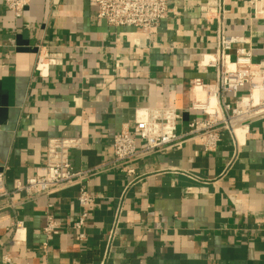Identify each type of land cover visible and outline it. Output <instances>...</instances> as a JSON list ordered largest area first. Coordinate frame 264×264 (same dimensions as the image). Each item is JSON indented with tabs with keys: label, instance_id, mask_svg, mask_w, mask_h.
I'll return each mask as SVG.
<instances>
[{
	"label": "crops",
	"instance_id": "crops-1",
	"mask_svg": "<svg viewBox=\"0 0 264 264\" xmlns=\"http://www.w3.org/2000/svg\"><path fill=\"white\" fill-rule=\"evenodd\" d=\"M169 3L161 25L145 33L97 20L94 0H32L19 18L0 0V169L8 165L7 186L35 175L57 136L81 137L72 163L97 170L82 183L95 196L83 240L72 227L81 184L35 198L19 194L15 208L0 200V264H264V119L237 129L238 145L225 130L210 152L184 136L181 146L139 158L133 176L105 167L114 160V135L132 128L144 109L176 108L178 134L204 116L191 108L207 98L193 80L215 82L207 62L218 22L204 12L207 0ZM222 3L225 33L250 37L254 60L264 59V20L254 18L248 0ZM38 44L62 53L63 63L37 64ZM48 212L62 221L50 238L43 231Z\"/></svg>",
	"mask_w": 264,
	"mask_h": 264
},
{
	"label": "built area",
	"instance_id": "built-area-1",
	"mask_svg": "<svg viewBox=\"0 0 264 264\" xmlns=\"http://www.w3.org/2000/svg\"><path fill=\"white\" fill-rule=\"evenodd\" d=\"M9 11L19 18L32 0H2ZM253 16L264 20V0H248ZM95 18L114 27H134L142 32L151 33L168 16L169 0H94ZM204 12L218 22L215 52L208 64L216 68L215 82L207 84L196 78L193 84L207 92L205 101H195L191 108L203 112V117L193 119L187 125V131L178 134L177 124L181 114L171 106L144 109V116L136 120L132 128H124L114 135L112 148L114 160L106 168H115L130 176L135 175L134 163L152 152L170 150L188 139H199L205 151H214L221 141V133H230L237 144L236 130L246 128L251 122L264 119V59L254 60L253 44L250 37L234 36L225 33L224 7L222 0H207ZM37 64L48 61L61 65L63 55L60 52L44 51V45L38 44ZM235 49L234 58L230 51ZM244 93H241V92ZM226 93L235 94L234 102L226 101ZM215 100L212 104L211 100ZM82 147L81 137L57 136L49 138L45 147L43 163L37 167L36 174L26 179H17L13 186H7L8 165L0 169V200L10 208L16 207V196L24 193L28 198L46 195L71 184H81L78 203L82 210L72 227L78 232L77 239L83 240V231L95 196L83 182H89L97 173L94 168L76 169L71 160V151ZM123 211L122 204L116 209L113 225L108 236V247L118 230ZM22 222H16V228ZM62 229V221L52 212L46 215L43 228L48 238ZM47 247V243H45Z\"/></svg>",
	"mask_w": 264,
	"mask_h": 264
}]
</instances>
